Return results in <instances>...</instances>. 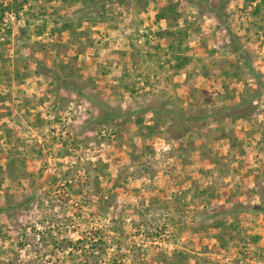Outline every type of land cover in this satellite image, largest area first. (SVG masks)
I'll return each mask as SVG.
<instances>
[{"label": "rangeland", "instance_id": "1", "mask_svg": "<svg viewBox=\"0 0 264 264\" xmlns=\"http://www.w3.org/2000/svg\"><path fill=\"white\" fill-rule=\"evenodd\" d=\"M0 264H264V0H0Z\"/></svg>", "mask_w": 264, "mask_h": 264}, {"label": "trees", "instance_id": "2", "mask_svg": "<svg viewBox=\"0 0 264 264\" xmlns=\"http://www.w3.org/2000/svg\"><path fill=\"white\" fill-rule=\"evenodd\" d=\"M92 3H93V2H92ZM166 18H167V17H166V15H165L164 13H162V14L159 16V19H166ZM240 109L242 110V109H243V106L240 105ZM244 110H246L245 107H244ZM153 112H154V113H157L156 111H153ZM98 242H101V244H103V243H102L103 241H102L101 239H100ZM78 244H82L81 241H78ZM99 245H100V244H99Z\"/></svg>", "mask_w": 264, "mask_h": 264}]
</instances>
